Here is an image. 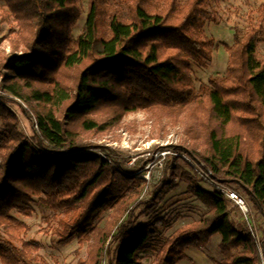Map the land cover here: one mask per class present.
<instances>
[{"label":"trees","instance_id":"trees-1","mask_svg":"<svg viewBox=\"0 0 264 264\" xmlns=\"http://www.w3.org/2000/svg\"><path fill=\"white\" fill-rule=\"evenodd\" d=\"M81 1L0 0L14 25L12 51L0 60L1 264H38V243L24 237L29 226L21 218L34 205L46 211L44 231L55 245L86 244L76 264H143L144 255L178 264L214 236L215 264H263L264 56L257 42L264 3L244 30H234L224 75L196 87L193 68L212 58L213 38L203 32L215 18L211 0H87L74 36ZM16 99L35 123L30 138L5 104ZM138 111L155 132L176 129L177 146L248 201L263 220L259 239L252 219L236 220L239 206L220 189L201 187L204 178L192 179L181 157L165 154L160 179L140 198L152 156L130 166L87 139ZM181 182L203 209L168 232L174 219L159 212V202Z\"/></svg>","mask_w":264,"mask_h":264},{"label":"rangeland","instance_id":"rangeland-1","mask_svg":"<svg viewBox=\"0 0 264 264\" xmlns=\"http://www.w3.org/2000/svg\"><path fill=\"white\" fill-rule=\"evenodd\" d=\"M262 3H264V0L210 1L208 11H213L215 18L205 23L203 32L213 38L212 58L205 67L193 68L192 75L196 87L200 86L201 83L207 82L214 75H224L227 64L226 47L232 40L234 30H244L248 26L250 18H254L256 9ZM86 4L87 0L81 1L83 12L72 29L74 36L80 32L84 25L87 11ZM13 26L12 19L4 15L0 8V60L12 51L11 39H9L12 34H10L9 30ZM257 44L258 54L264 56V38L259 39ZM2 73L3 70L0 71V79ZM0 94L2 95L3 93L0 92ZM5 104L17 114L21 129L26 137L30 138L35 123L32 120L29 121L24 113L27 106L18 99H16V102L5 101ZM121 123L122 125L116 128L115 131L91 134L92 136L88 134L87 139L95 145H105L111 149H115L130 166L133 165L137 158L145 159L146 157L152 156L154 162L152 164L148 163L145 168L146 171L141 174L145 183H140L137 188L141 190V199L144 200L148 197L150 186L157 183L160 179L162 159L165 157V154L172 156L174 152L179 153L181 158L177 161L186 170L190 171L193 177L192 179H196L193 175L197 174L201 178H204L199 182L201 187L214 188L212 183L214 181L234 190L233 187H229L214 177H204L203 171L207 170L203 168V162L201 163V161L197 160L190 153L177 146L181 143V135L176 129L166 128V130H158V132H155V130L151 129V121L147 118L146 114L139 111L126 114L122 117ZM97 153L99 155L104 154L99 151ZM201 166L202 168H200ZM135 173L137 174L139 171ZM198 175L197 179H200ZM187 186L188 184L185 182L179 183L175 190L170 191L159 202V212L174 219L173 225L168 232L197 219L199 212L203 209L201 202L193 194L188 192ZM241 199L247 205L245 215L252 219L251 222L256 230V238L259 239L260 232L258 227L263 224V220L254 214L248 201L242 197ZM34 208V213L31 216L21 218L29 226V230L24 237L28 240H35L38 243V264H76L79 259L85 258L87 253L86 244L80 243L78 240H73L63 246L55 245L49 233L44 231L46 223L43 222L42 214L46 211L37 205H34ZM245 215L240 208L232 212V216L239 221L246 220ZM138 219L141 222L147 221L144 216ZM218 242L219 237L214 236L205 248L188 249L186 251V259L180 261L178 264H215V261L220 258ZM141 261L143 264H153L151 257L145 255L141 258Z\"/></svg>","mask_w":264,"mask_h":264},{"label":"built area","instance_id":"built-area-1","mask_svg":"<svg viewBox=\"0 0 264 264\" xmlns=\"http://www.w3.org/2000/svg\"><path fill=\"white\" fill-rule=\"evenodd\" d=\"M173 155L178 156V157H181L178 152H174ZM200 168H202V166ZM203 175L206 178H211L212 177V175L210 174L209 171H203ZM212 183L214 185L213 186L214 188L220 189L224 194H226L228 196V198L230 200H233L239 206V208L241 209V211L243 212L244 215L246 214V212H247V205L245 204V201H243L241 199V197L237 194V192H235L234 190H231V189H229L227 187H224L223 185H220L218 183H215L214 181Z\"/></svg>","mask_w":264,"mask_h":264}]
</instances>
